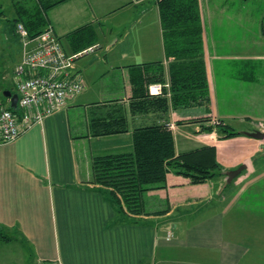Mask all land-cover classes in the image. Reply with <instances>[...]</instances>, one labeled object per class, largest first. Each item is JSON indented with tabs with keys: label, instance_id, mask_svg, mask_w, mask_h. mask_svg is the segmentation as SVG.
Returning <instances> with one entry per match:
<instances>
[{
	"label": "crops",
	"instance_id": "obj_1",
	"mask_svg": "<svg viewBox=\"0 0 264 264\" xmlns=\"http://www.w3.org/2000/svg\"><path fill=\"white\" fill-rule=\"evenodd\" d=\"M158 1L71 0L48 11V27L68 55L67 37L83 27L96 30L98 50L74 64L85 86L79 96L0 146V227L12 238L0 242V264H264V139L243 135L264 133V0H199L210 114L171 104L138 114L131 111L133 69L160 63L149 72L163 70L167 86L174 62ZM22 4L29 1L14 4L16 18ZM21 57L5 90L13 94ZM119 116L129 121L127 133L94 137V124ZM203 117L210 121L187 123ZM217 122L241 135L220 140L202 131ZM152 125L170 128L178 155L215 148L225 174L193 185L170 172L163 187L145 194L146 214L127 216L94 184L92 161L131 153L134 130ZM242 165L229 183L227 173Z\"/></svg>",
	"mask_w": 264,
	"mask_h": 264
},
{
	"label": "trees",
	"instance_id": "obj_2",
	"mask_svg": "<svg viewBox=\"0 0 264 264\" xmlns=\"http://www.w3.org/2000/svg\"><path fill=\"white\" fill-rule=\"evenodd\" d=\"M71 0H36L33 6L22 4L16 7L15 27L21 23L31 38L41 35L49 26L48 11ZM248 1V0H245ZM159 12L163 29L165 52L174 62L170 64V88L163 96H152L149 86L165 84L164 72H149V64L133 69L131 83L133 96L131 111L146 114L150 111L166 112L170 104L174 110L184 109L195 115L210 114V93L206 63L203 53V27L199 0H159ZM0 15H3L0 4ZM264 35V19L262 24ZM72 55L98 43L96 30L89 26L71 33L68 37ZM68 54V53H67ZM152 74V75H150ZM209 117L189 120L204 123ZM94 137H105L127 133L129 121L119 116L100 126L94 124ZM203 132H216L219 139H230L241 134L223 122L215 128H203ZM94 184L106 188L117 206L118 212L127 216L146 214L145 194L166 184L167 176L174 172L201 185L223 176L224 169L216 158V149L204 147L178 155L172 131L165 125L139 127L133 133L131 153L103 155L92 161ZM12 238L0 227V242Z\"/></svg>",
	"mask_w": 264,
	"mask_h": 264
},
{
	"label": "built area",
	"instance_id": "obj_3",
	"mask_svg": "<svg viewBox=\"0 0 264 264\" xmlns=\"http://www.w3.org/2000/svg\"><path fill=\"white\" fill-rule=\"evenodd\" d=\"M16 34L22 40V57L14 72L18 103L17 108H13L10 98H0V146L17 141L79 96L85 86L73 72L74 64L98 50V45H94L68 55L51 27L31 38L25 26L19 23ZM164 88L170 85H150L149 91L152 96H158L163 94Z\"/></svg>",
	"mask_w": 264,
	"mask_h": 264
},
{
	"label": "rangeland",
	"instance_id": "obj_4",
	"mask_svg": "<svg viewBox=\"0 0 264 264\" xmlns=\"http://www.w3.org/2000/svg\"><path fill=\"white\" fill-rule=\"evenodd\" d=\"M21 0H0L2 5L3 15H0V98H3V92L6 87L12 89L11 72L14 66L18 63L22 53V40L16 34V27L14 26L15 3L18 4ZM29 5H33L32 0H28ZM254 31V29L252 30ZM8 81H3L4 78ZM259 125V129H263ZM258 128V126H257ZM259 132V131H258Z\"/></svg>",
	"mask_w": 264,
	"mask_h": 264
},
{
	"label": "water",
	"instance_id": "obj_5",
	"mask_svg": "<svg viewBox=\"0 0 264 264\" xmlns=\"http://www.w3.org/2000/svg\"><path fill=\"white\" fill-rule=\"evenodd\" d=\"M3 96L5 98H10L12 107L17 108V103H18V94H13L11 91H5L3 92ZM243 135L257 139V140H263L264 139V133L258 132V131H253V132H244ZM246 169L244 165L240 166L238 169L229 171L227 173L228 176V182L231 183L234 181L238 176L242 174V172Z\"/></svg>",
	"mask_w": 264,
	"mask_h": 264
}]
</instances>
